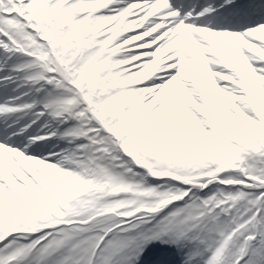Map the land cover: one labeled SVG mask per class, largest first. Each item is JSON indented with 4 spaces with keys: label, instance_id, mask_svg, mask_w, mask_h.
<instances>
[{
    "label": "snow or ice",
    "instance_id": "1",
    "mask_svg": "<svg viewBox=\"0 0 264 264\" xmlns=\"http://www.w3.org/2000/svg\"><path fill=\"white\" fill-rule=\"evenodd\" d=\"M0 264H264V0H0Z\"/></svg>",
    "mask_w": 264,
    "mask_h": 264
}]
</instances>
